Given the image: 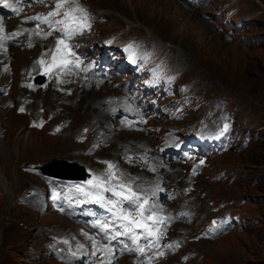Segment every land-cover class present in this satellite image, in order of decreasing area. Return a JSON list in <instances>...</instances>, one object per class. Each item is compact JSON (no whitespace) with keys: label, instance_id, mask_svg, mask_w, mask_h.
Here are the masks:
<instances>
[{"label":"rangeland","instance_id":"1","mask_svg":"<svg viewBox=\"0 0 264 264\" xmlns=\"http://www.w3.org/2000/svg\"><path fill=\"white\" fill-rule=\"evenodd\" d=\"M87 1L106 8V27L110 29L120 24L117 23L120 17H128L135 20L133 26L148 34L154 35L156 32L166 41L174 43L176 49L184 53V69L190 66V70L184 72L169 63L168 79L172 78L173 81L170 89L186 90L183 81L193 74L196 86L200 85L196 91L198 94L205 93L212 98H218L219 102L223 100L237 107L236 117L239 120L234 126L242 125L238 134H257L256 126L259 123L264 124V40L248 47L226 42L211 31L201 16L186 9L178 0ZM237 4L244 6V11L248 12L245 17L260 19V24H252L248 32L264 33V0H238ZM143 45L148 48L151 44L147 42ZM157 49L154 48L153 51L156 52ZM160 50L159 48V52ZM25 53L27 52L24 51ZM131 53H134V49H131ZM170 57L175 62L182 58L176 50H172ZM107 86L88 90L80 100L73 96L67 97L63 106L64 112L69 115L68 125L55 135L29 128V117L17 113L15 108L7 107L3 103L5 97H0V264H30L27 260L33 248L29 245L33 242L40 243L47 225L54 224L60 228L74 225L72 220L59 213L39 214L23 205L14 207L11 201L14 199L15 188L18 193L26 190L23 196L27 200L40 190L37 184L46 181L37 170L35 172L22 164L34 166L37 161L41 163L52 157L80 161L84 159L74 137L79 131L76 125L100 109L102 98L107 93V88L111 87ZM50 97L47 95L48 100ZM183 101L194 107L201 106L196 103L195 93ZM39 107V102H36L33 109L37 110ZM100 114L102 112L92 117L99 118ZM254 124L256 129L251 133L250 127ZM127 133L131 137L138 134ZM140 135L145 136L142 133ZM252 142L251 148L242 152L228 151L214 159L215 162L230 167L239 166L245 172L241 173L242 180L238 184L218 183L215 189L238 196L253 195L254 199L250 198L244 208L249 213L259 214L261 225H264V177L261 176L255 184H250L248 178L243 179L245 174L264 170V129L258 132L257 137L252 138ZM115 149L114 144L107 152ZM23 161L25 162L22 163ZM260 231L228 233L214 240H202L200 247L208 246L211 249L210 255L216 263L211 260L210 264H257V260H264V242L261 240L263 237L260 236Z\"/></svg>","mask_w":264,"mask_h":264},{"label":"snow or ice","instance_id":"2","mask_svg":"<svg viewBox=\"0 0 264 264\" xmlns=\"http://www.w3.org/2000/svg\"><path fill=\"white\" fill-rule=\"evenodd\" d=\"M39 3H44V0H38ZM66 5H73L67 7ZM5 8H11L16 14H19L18 8L9 3H4ZM63 10V16L66 20H70L73 24H79V27L69 30L67 26L64 28L63 37L56 41V51L53 52V63L48 69L49 72L53 70H58L65 75L72 74L74 67L78 68L79 64L75 61L64 58L59 62L56 61V54L63 45L65 49H69V46L65 43L66 39H70L76 32L81 31L83 28L88 27L87 25V12L80 6L79 0H57L55 4V10L49 12L46 16H31L27 17L26 21H36V29L28 30L31 34L40 36L42 39H47L48 36L52 35V31L43 33L40 29L41 25H49L50 28H54L55 25L50 20V17H54L61 13ZM78 14V15H77ZM2 19V17H0ZM82 21V23H81ZM55 24H66L65 20L56 21ZM0 31H3V26L0 25ZM12 37L19 35V33L10 34ZM9 37H5L7 39ZM31 47V43L28 45ZM68 56L75 57L74 52L68 51ZM79 57H76V61ZM42 62V61H41ZM89 65L86 68L80 69L81 71H87L90 68ZM62 81H57L61 83ZM29 87H32L29 85ZM23 111V109H21ZM59 129H57L58 131ZM108 165L104 179L99 176H93V178L86 182L84 185H75V189L80 193L84 199L79 200V203H95L101 205L103 208L111 214V217H102L95 219L91 223V228L97 230L101 239L107 241V244H99L94 237L88 236L87 233H83L86 239H88L95 251L91 253L92 256H97L98 253H102L105 259L101 261V264H112V260L115 258L114 253L116 250L121 252H135L137 255H144L148 249L153 247H158L159 240L163 237L164 232L161 225L166 224L171 217H163L155 213V211L150 207H145L148 204L146 198H141L134 191L131 190V185H126L124 183L113 184L112 180L116 179L113 173V168L115 167L110 162H105ZM201 163H203L201 161ZM195 174V171L193 172ZM110 192L116 198L114 200H106L104 193ZM54 199H59L58 196L54 194ZM127 204V207H122V205ZM61 211H64L61 208ZM147 214V215H146ZM135 217V218H133ZM155 217V218H153ZM150 221V223H149ZM123 238V239H122ZM141 240L146 242V247L140 242ZM125 241H130L133 247H128ZM64 243H68L64 241ZM124 244L123 248L119 246ZM82 248L83 245H80ZM166 247H171V245H166ZM160 255H163L161 252ZM151 258H148L143 262V264H150Z\"/></svg>","mask_w":264,"mask_h":264},{"label":"water","instance_id":"3","mask_svg":"<svg viewBox=\"0 0 264 264\" xmlns=\"http://www.w3.org/2000/svg\"><path fill=\"white\" fill-rule=\"evenodd\" d=\"M63 168V167H62ZM59 169V168H58ZM56 171L57 174H61L64 176H77V173L75 172V170H70V169H59Z\"/></svg>","mask_w":264,"mask_h":264},{"label":"bare ground","instance_id":"4","mask_svg":"<svg viewBox=\"0 0 264 264\" xmlns=\"http://www.w3.org/2000/svg\"><path fill=\"white\" fill-rule=\"evenodd\" d=\"M104 94V93H103ZM105 95V94H104ZM101 113V112H100ZM101 115V114H100ZM34 129H36V128H34ZM36 130H38V129H36ZM130 132H134V131H130ZM135 133H138V132H135ZM51 135V134H50ZM228 234V233H227ZM227 234H225V235H227ZM224 236V235H223Z\"/></svg>","mask_w":264,"mask_h":264}]
</instances>
